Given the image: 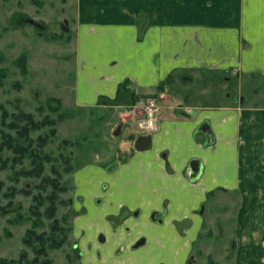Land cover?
Segmentation results:
<instances>
[{
	"label": "rangeland",
	"instance_id": "rangeland-1",
	"mask_svg": "<svg viewBox=\"0 0 264 264\" xmlns=\"http://www.w3.org/2000/svg\"><path fill=\"white\" fill-rule=\"evenodd\" d=\"M71 1L0 0V105L8 112L4 117L0 110V144L6 145L0 149V259L26 254L22 264H236L237 192L208 197L187 227L188 235L196 234L190 247L189 236L178 232L173 248L157 252L166 224L138 215L116 226L109 181L91 167L116 168L120 142L148 98L157 100L159 118L180 99L187 106L264 102V77L179 73L152 94L138 95L126 82L115 98L80 107L82 37ZM21 112L32 122L18 117ZM29 231L63 245L52 249L46 242L47 255H38ZM142 238L146 245L134 249Z\"/></svg>",
	"mask_w": 264,
	"mask_h": 264
},
{
	"label": "crops",
	"instance_id": "crops-1",
	"mask_svg": "<svg viewBox=\"0 0 264 264\" xmlns=\"http://www.w3.org/2000/svg\"><path fill=\"white\" fill-rule=\"evenodd\" d=\"M71 2L82 37L80 107L115 98L126 82L138 95L152 94L179 73L264 77V0ZM178 101L159 118L158 132L129 129L116 168L91 167L109 181L110 211L162 216L166 230L155 247L161 252L179 238L175 221L197 218L209 196L237 192L235 262L264 264V102L216 107ZM140 137L150 141L138 143ZM192 170L198 179H191ZM184 231L190 247L196 234Z\"/></svg>",
	"mask_w": 264,
	"mask_h": 264
},
{
	"label": "trees",
	"instance_id": "trees-1",
	"mask_svg": "<svg viewBox=\"0 0 264 264\" xmlns=\"http://www.w3.org/2000/svg\"><path fill=\"white\" fill-rule=\"evenodd\" d=\"M120 90H121V88L119 89L118 94H119ZM0 110H3V112H4L3 115H4V117H6L8 112L6 110H4V107L2 105H0ZM18 117H21V118H23V120L30 121V122H32V118H33V116L31 114H27V113H23V112H21L20 116H18ZM50 125L55 126V121L54 120L51 121ZM53 134L54 135L56 134L55 129L53 130ZM4 145L5 144H0V149L1 150H3L5 148L6 145L5 146ZM10 148H11V146H10ZM18 151H19L18 148L14 149V152L17 153ZM57 223L58 222H56V224ZM57 230H59V229L56 227L54 229V231H57ZM29 232H30V234H32L36 238V242H37L38 246L35 245L34 250L36 251V253L38 255H45V256L47 255L46 242H48V243L50 242L49 244H50V247L52 249L59 248L61 245H63V241L60 242L55 237L50 238V240L48 241V239H46L45 235H37V233L35 231H29ZM25 242L29 243V245L32 246V243L30 244V242H32L31 238H26ZM25 257H26V254L21 255V258L18 261H15V260L8 261L6 259H0V264H22L23 260H25V261L27 260V259H25Z\"/></svg>",
	"mask_w": 264,
	"mask_h": 264
},
{
	"label": "built area",
	"instance_id": "built-area-1",
	"mask_svg": "<svg viewBox=\"0 0 264 264\" xmlns=\"http://www.w3.org/2000/svg\"><path fill=\"white\" fill-rule=\"evenodd\" d=\"M140 115L137 119L138 131L141 134H150L159 131V105L154 97L147 99L145 103L139 104Z\"/></svg>",
	"mask_w": 264,
	"mask_h": 264
},
{
	"label": "flooded vegetation",
	"instance_id": "flooded-vegetation-1",
	"mask_svg": "<svg viewBox=\"0 0 264 264\" xmlns=\"http://www.w3.org/2000/svg\"><path fill=\"white\" fill-rule=\"evenodd\" d=\"M202 208V207H201ZM204 208V207H203ZM122 210H123V214H124V217H123V221H122V223L120 224V225H122L127 219H129V218H131V217H133V216H136L138 213H133V211H131V210H129L128 208H126V210L124 209V208H122V209H119L118 210V212H117V216L116 217H119L120 216V214H121V212H122ZM125 210V211H124ZM200 210H202V209H199V211ZM153 215H154V213L150 216V218L152 219V221L154 222V223H159V224H163L164 223V218L161 216H159V215H157L156 214V216H155V218H153ZM138 216V215H137ZM161 218V219H160ZM157 219V220H156ZM187 220H189V219H187ZM185 221V220H184ZM191 221V220H190ZM114 223V222H113ZM113 223L111 222V225H113ZM178 223H182V222H178ZM118 226V225H117ZM172 226H174V229L176 230V232H179L180 234H184V230H186L187 228H184V229H182L181 231H179L178 229H177V226L175 227V225H172ZM104 241H105V239H104ZM144 243V244H142V245H139L138 246V244L139 243ZM146 243H147V240L146 239H141V240H139L134 246H133V248L134 249H137V248H140V247H142V246H144V245H146Z\"/></svg>",
	"mask_w": 264,
	"mask_h": 264
},
{
	"label": "water",
	"instance_id": "water-1",
	"mask_svg": "<svg viewBox=\"0 0 264 264\" xmlns=\"http://www.w3.org/2000/svg\"><path fill=\"white\" fill-rule=\"evenodd\" d=\"M142 141H150V137H140V138L138 139V143H139V142H142ZM194 162H195V163H198V161H194ZM195 173H196V171L192 170V176H191V179H193V180H196V179L199 178V175H196ZM124 209L126 210V208H124ZM125 210H124V211H125ZM155 216H156V213L153 215V218H155ZM123 217H124V214H123V210H122V212H121V214H120L119 217H116V216L112 217V221L114 222V224H115L116 226H117V225H120V224L122 223V221H123V220H122ZM191 223H192V222H191L190 220H185V221H183L182 223H177L176 226H177V229H178L179 231H181L182 229L189 227V225H190ZM100 240L104 242V237L101 236V237H100ZM142 244H144V243H143V242H142V243H139L138 246H139V245H142Z\"/></svg>",
	"mask_w": 264,
	"mask_h": 264
}]
</instances>
